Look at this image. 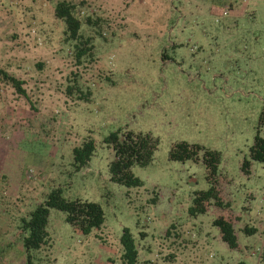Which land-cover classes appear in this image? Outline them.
<instances>
[{"label":"rangeland","instance_id":"obj_1","mask_svg":"<svg viewBox=\"0 0 264 264\" xmlns=\"http://www.w3.org/2000/svg\"><path fill=\"white\" fill-rule=\"evenodd\" d=\"M60 1L0 0V69L25 89L0 73V264H124L123 227L137 264H264V161L249 155L258 128L264 136V0H67L93 45L78 65ZM70 83L89 98L67 96ZM115 130L158 138L152 161L131 167L139 186L110 179L104 137ZM87 138L95 150L77 168L72 150ZM178 141L199 145L198 159H170ZM205 149L220 154L228 206L191 215L210 186ZM55 188L98 203L104 221L81 235L49 208L48 243L27 249L23 219ZM227 211L238 249L213 224Z\"/></svg>","mask_w":264,"mask_h":264},{"label":"trees","instance_id":"obj_2","mask_svg":"<svg viewBox=\"0 0 264 264\" xmlns=\"http://www.w3.org/2000/svg\"><path fill=\"white\" fill-rule=\"evenodd\" d=\"M75 5L67 0L57 3L55 15L62 18L66 23L67 37L76 40L74 58L75 64L81 63V58L90 53L93 45L89 38H80L79 20L74 15ZM4 80L7 81L19 94H25L22 87L23 80L8 74L0 69ZM75 82V80L73 81ZM67 96H75L77 99H88L89 90H83L77 83H70L65 88ZM260 126L264 125V109L259 117ZM104 142L111 146L114 151V159L108 165L110 179L126 186H139L141 180L134 176L131 167L148 165L158 147V138L149 133H133L131 131H111L104 137ZM95 150L94 141L91 138L85 139L80 146L73 148V158L77 168L87 164ZM201 147L194 143L178 141L172 143L169 150V158L173 160L198 159ZM249 155L252 160L264 161V136L260 135L259 128L249 147ZM202 161L206 169V177L210 183L207 190L196 191L193 197L192 206L189 208L191 215L203 213L208 206L214 204L217 207L225 208L228 201L222 196L220 180L217 177V168L220 161V154L215 150L205 149L202 153ZM241 168L244 173L250 172V161L245 159ZM49 208H56L65 213V220L71 224L74 232L85 235L92 229H99L104 221V212L101 206L93 201L81 199H67L61 194L60 188L53 189L44 203L38 204L31 212L27 220L23 219L22 228L28 231L24 238V245L27 249H39L48 243L49 234L47 231ZM234 218L232 213L227 211L226 215L216 217L213 224L218 227L222 241L230 249H238L239 243L235 233ZM244 231L253 232L255 228L244 227ZM121 245L120 258L124 264H137L138 248L134 237L127 227H123L119 238ZM236 264H246L238 261Z\"/></svg>","mask_w":264,"mask_h":264}]
</instances>
